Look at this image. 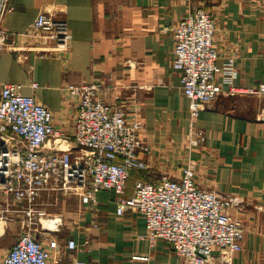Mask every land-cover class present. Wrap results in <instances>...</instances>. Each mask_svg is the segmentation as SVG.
<instances>
[{"label": "crops", "instance_id": "obj_1", "mask_svg": "<svg viewBox=\"0 0 264 264\" xmlns=\"http://www.w3.org/2000/svg\"><path fill=\"white\" fill-rule=\"evenodd\" d=\"M199 8L218 24V67L237 54L236 83H264V0H11L4 24L10 32L25 34L45 12L66 21L73 40L67 52L55 54L51 44L24 35L15 50L0 53V96L7 83L22 84L24 95L34 93L65 134L58 146L68 148L78 100L65 88L100 83L108 104L123 106L130 118L138 116L145 124L142 139L149 152L142 156L150 169L131 173L126 195H133L137 181L180 178L190 154L201 188L243 203L231 211L246 230L234 264H264V96L223 95L210 102L197 123L206 139L189 151L190 102L173 68V34L181 19ZM34 82L40 86L35 91ZM116 199L114 192L101 191L94 205H84L78 196L43 204L47 216L34 229L37 238L45 246L59 239L60 244L75 240L83 248L52 254L50 264L57 258L87 264H186L167 242L152 244L145 237V221L137 213L117 216ZM12 217L11 224L21 226L22 216ZM4 256L0 253V264Z\"/></svg>", "mask_w": 264, "mask_h": 264}, {"label": "built area", "instance_id": "obj_2", "mask_svg": "<svg viewBox=\"0 0 264 264\" xmlns=\"http://www.w3.org/2000/svg\"><path fill=\"white\" fill-rule=\"evenodd\" d=\"M10 2L0 0V53L15 50L24 35L51 44L55 54L70 49L73 39L68 23L45 12L25 34L10 32L4 25ZM217 30L215 17L203 8L189 11L174 28L173 68L180 73L182 92L190 102L189 151L206 139L197 123L210 102L223 95L264 96V83L252 87L236 83L237 54L218 67ZM22 58L27 59L18 57ZM39 87L36 82L31 85L33 91ZM102 87L93 82L65 88L78 100V108L73 143L60 148L65 134L56 129L53 112L40 104L34 93L24 95L22 84L2 86L0 235L14 221V214L21 215L22 221L21 233L1 264H50L52 254L82 251L75 240L60 244L55 239L45 246L34 229L47 216L43 204L56 205L60 197L78 196L84 205H94L101 191L116 194L117 216L137 213L145 221V237L152 244L167 242L186 264H234L243 250L246 230L231 211L241 209L243 203L201 188L190 154L180 178L163 176L157 184L137 181L133 195H126L131 173L150 169L142 156L149 152L142 139L145 124L138 116L130 118L123 106L108 104L101 95ZM53 264L87 263L57 258Z\"/></svg>", "mask_w": 264, "mask_h": 264}, {"label": "rangeland", "instance_id": "obj_3", "mask_svg": "<svg viewBox=\"0 0 264 264\" xmlns=\"http://www.w3.org/2000/svg\"><path fill=\"white\" fill-rule=\"evenodd\" d=\"M3 230V225L0 223V231ZM5 234L1 235L0 238V253L7 254L10 248L12 247L13 243H9V239L16 234L18 230H21V226L18 223L9 224L5 228Z\"/></svg>", "mask_w": 264, "mask_h": 264}]
</instances>
